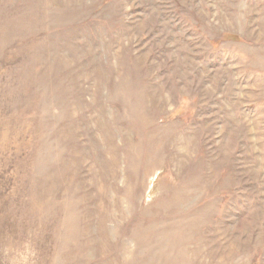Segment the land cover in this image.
I'll list each match as a JSON object with an SVG mask.
<instances>
[{
    "label": "rangeland",
    "instance_id": "1",
    "mask_svg": "<svg viewBox=\"0 0 264 264\" xmlns=\"http://www.w3.org/2000/svg\"><path fill=\"white\" fill-rule=\"evenodd\" d=\"M0 264H264V0H0Z\"/></svg>",
    "mask_w": 264,
    "mask_h": 264
}]
</instances>
